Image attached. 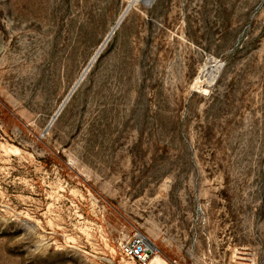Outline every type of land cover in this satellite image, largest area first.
<instances>
[{
  "label": "rangeland",
  "instance_id": "rangeland-1",
  "mask_svg": "<svg viewBox=\"0 0 264 264\" xmlns=\"http://www.w3.org/2000/svg\"><path fill=\"white\" fill-rule=\"evenodd\" d=\"M130 1L0 0V264H264V0Z\"/></svg>",
  "mask_w": 264,
  "mask_h": 264
},
{
  "label": "built area",
  "instance_id": "built-area-1",
  "mask_svg": "<svg viewBox=\"0 0 264 264\" xmlns=\"http://www.w3.org/2000/svg\"><path fill=\"white\" fill-rule=\"evenodd\" d=\"M122 252L127 257L137 259L142 264H147L150 258L151 247L145 235L136 234L122 245Z\"/></svg>",
  "mask_w": 264,
  "mask_h": 264
},
{
  "label": "bare ground",
  "instance_id": "bare-ground-1",
  "mask_svg": "<svg viewBox=\"0 0 264 264\" xmlns=\"http://www.w3.org/2000/svg\"><path fill=\"white\" fill-rule=\"evenodd\" d=\"M141 1H143V3H145L147 6H149L150 5V3H151V0H141ZM119 23V21L116 23V25Z\"/></svg>",
  "mask_w": 264,
  "mask_h": 264
},
{
  "label": "water",
  "instance_id": "water-1",
  "mask_svg": "<svg viewBox=\"0 0 264 264\" xmlns=\"http://www.w3.org/2000/svg\"><path fill=\"white\" fill-rule=\"evenodd\" d=\"M135 1H136V0H135ZM137 1H140V0H137ZM133 2H134V0H131V1L129 2V4H128V6H127V8H126L125 11H127V10L131 7V5H132Z\"/></svg>",
  "mask_w": 264,
  "mask_h": 264
}]
</instances>
